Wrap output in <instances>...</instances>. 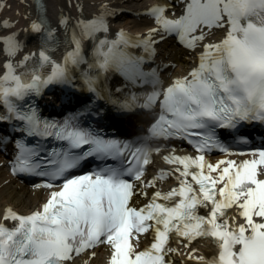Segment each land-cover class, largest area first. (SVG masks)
<instances>
[{"label": "snow or ice", "instance_id": "6c2138e0", "mask_svg": "<svg viewBox=\"0 0 264 264\" xmlns=\"http://www.w3.org/2000/svg\"><path fill=\"white\" fill-rule=\"evenodd\" d=\"M178 5L171 16L167 5L149 6L139 15L152 25L136 37L112 33L109 3L85 15V0H63L54 22L46 11L25 15L20 30L0 20V151L11 146L9 174L45 193L27 213L0 209V264L82 255L91 264L101 247L106 264H264V139L257 146L247 131L264 128V0ZM167 38L197 55L164 86L146 64ZM113 73L144 91L102 110L100 88ZM54 85L61 119L32 103ZM113 109L143 113L142 135H109ZM216 152L222 158H206Z\"/></svg>", "mask_w": 264, "mask_h": 264}, {"label": "bare ground", "instance_id": "6f19581e", "mask_svg": "<svg viewBox=\"0 0 264 264\" xmlns=\"http://www.w3.org/2000/svg\"><path fill=\"white\" fill-rule=\"evenodd\" d=\"M130 1L129 0H85L84 14L92 15L97 11V9L101 4L109 3L117 12V15L114 18H110L109 21H112L111 24L128 25L130 22L135 27L145 26L149 24L150 20L148 18L135 15L139 13L140 9L139 11H133L136 13H128L126 11H120L121 7L124 6L129 7L127 4ZM9 3L11 4L10 6H8ZM46 3H47V14L54 22L56 13L61 9L63 0H46ZM172 4L173 6H176L178 4V0H172ZM9 7H11V12L13 13L10 12ZM64 11H68V9H64ZM25 15H27L29 19L36 18L37 14L33 8L32 0H24L23 4L20 3V0H6V6L3 8L2 11H0V18L2 19L6 18V20L10 21L11 24L15 23L18 25H23V28H26L28 24V21L23 18ZM72 15L75 16L74 10L72 12ZM117 19H124V20H119L117 23L116 22L114 23V21ZM35 43H36L35 41H30L28 44V50H35L36 49ZM161 56L164 57V55ZM167 60L175 62V64L178 65L175 69H172V74L184 72L185 68L187 67V64L190 62L187 60V58H185L184 55L181 54V51H176L175 59H167ZM157 163L158 166L166 167L165 165H162L160 163L159 159ZM6 168L7 165H6V160L4 158V153L0 152V209L10 205L13 206V208L16 210L26 211L29 208L34 207V205L40 199H42L43 195L45 194L44 191H35L33 187H28L24 183H20L18 180L12 178V176L7 174ZM149 171L151 172V169ZM5 181H8L9 183L5 184L4 183ZM167 184H164L161 187L164 188L166 187ZM103 252H107V250L102 247V251L101 249L99 250V254H96L95 259L92 260L91 264H99L102 260ZM86 259L87 256L82 255L75 260L74 264H83V261ZM179 259H181V257H179Z\"/></svg>", "mask_w": 264, "mask_h": 264}]
</instances>
